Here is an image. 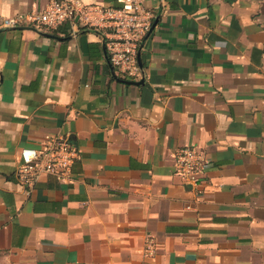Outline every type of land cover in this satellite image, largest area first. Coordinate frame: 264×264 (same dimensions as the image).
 Here are the masks:
<instances>
[{
	"label": "crops",
	"instance_id": "crops-1",
	"mask_svg": "<svg viewBox=\"0 0 264 264\" xmlns=\"http://www.w3.org/2000/svg\"><path fill=\"white\" fill-rule=\"evenodd\" d=\"M50 1L0 0V15ZM147 5L135 79L110 65L98 29H0L4 261L264 264V0ZM60 135L80 151L71 178L22 185L21 151ZM184 145L210 160L199 187L176 172Z\"/></svg>",
	"mask_w": 264,
	"mask_h": 264
},
{
	"label": "built area",
	"instance_id": "built-area-1",
	"mask_svg": "<svg viewBox=\"0 0 264 264\" xmlns=\"http://www.w3.org/2000/svg\"><path fill=\"white\" fill-rule=\"evenodd\" d=\"M116 1L115 6H105L82 0H51L41 10L0 15V29L32 26L52 30L66 22L77 27L98 29L105 35L104 44L110 65L118 75L135 79L142 73L138 55L151 32L155 11L147 5V0ZM79 158L80 151L68 135L53 136L40 149L25 148L21 151L16 175L26 187H33L46 175L68 181ZM209 162L207 153L197 145L181 146L175 153L176 172L191 187H199L203 182ZM155 252L156 243L153 237L148 236L144 255L152 257Z\"/></svg>",
	"mask_w": 264,
	"mask_h": 264
},
{
	"label": "water",
	"instance_id": "water-1",
	"mask_svg": "<svg viewBox=\"0 0 264 264\" xmlns=\"http://www.w3.org/2000/svg\"><path fill=\"white\" fill-rule=\"evenodd\" d=\"M153 27V26H152ZM3 30V29H2ZM152 30V29H151ZM106 54H107V51H106ZM138 62H139V65L142 66V62H141V59H140V54L138 55ZM125 82H131V81H126ZM136 84H139V83H142V81H138V82H134Z\"/></svg>",
	"mask_w": 264,
	"mask_h": 264
},
{
	"label": "rangeland",
	"instance_id": "rangeland-1",
	"mask_svg": "<svg viewBox=\"0 0 264 264\" xmlns=\"http://www.w3.org/2000/svg\"><path fill=\"white\" fill-rule=\"evenodd\" d=\"M0 264H11L10 262L4 261L3 259L0 258Z\"/></svg>",
	"mask_w": 264,
	"mask_h": 264
}]
</instances>
